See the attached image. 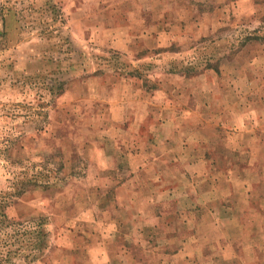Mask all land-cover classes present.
I'll use <instances>...</instances> for the list:
<instances>
[{"label": "rangeland", "instance_id": "374dc122", "mask_svg": "<svg viewBox=\"0 0 264 264\" xmlns=\"http://www.w3.org/2000/svg\"><path fill=\"white\" fill-rule=\"evenodd\" d=\"M181 248L264 264V0H0V264Z\"/></svg>", "mask_w": 264, "mask_h": 264}, {"label": "crops", "instance_id": "0c3cea01", "mask_svg": "<svg viewBox=\"0 0 264 264\" xmlns=\"http://www.w3.org/2000/svg\"><path fill=\"white\" fill-rule=\"evenodd\" d=\"M247 203H248V201H246ZM217 220H219V217H218V219ZM217 222H221V220L220 221H217ZM217 222H215V223H217ZM146 223H148V222H146ZM224 241L225 242H227L228 241V239L227 238H224ZM234 241V240H233ZM229 242V241H228ZM235 245V242H232L231 243V245H229V244H226L225 245V247H226V250H228V249H233V247L232 246H234ZM194 246V254L193 255H195V251H196V248H195V245H193ZM166 255H168V256H170V258H173V259H176V260H173L172 261V264H178L179 263V261H181L182 259H184V258H186V257H190V254H188V253H186V250H185V248H181V249H178L177 251H175V252H172L171 254H166ZM175 261V262H174Z\"/></svg>", "mask_w": 264, "mask_h": 264}]
</instances>
